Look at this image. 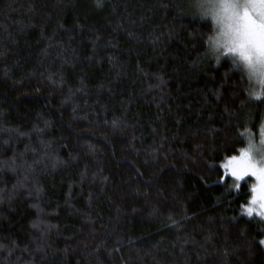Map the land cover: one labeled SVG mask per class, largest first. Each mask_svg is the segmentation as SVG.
<instances>
[{
	"label": "trees",
	"instance_id": "obj_1",
	"mask_svg": "<svg viewBox=\"0 0 264 264\" xmlns=\"http://www.w3.org/2000/svg\"><path fill=\"white\" fill-rule=\"evenodd\" d=\"M192 2L0 0V264H264V95Z\"/></svg>",
	"mask_w": 264,
	"mask_h": 264
},
{
	"label": "snow or ice",
	"instance_id": "obj_2",
	"mask_svg": "<svg viewBox=\"0 0 264 264\" xmlns=\"http://www.w3.org/2000/svg\"><path fill=\"white\" fill-rule=\"evenodd\" d=\"M217 0H206V2H198L194 7L200 10V18H211L217 28V35L209 39L210 50L219 59L223 52L225 57L231 56L232 62L237 67L247 69L250 75H264V45H258L254 42L251 34L243 25L238 13L222 12L215 7ZM238 2V0H237ZM264 3V0H261ZM97 7H102L101 0H97ZM161 82H163L161 78ZM115 124V121L113 122ZM2 128V125H0ZM5 131H11L6 130ZM8 143V141H4ZM240 149L239 155H232L223 162L220 167L224 170V174L220 178L221 183H225L228 178L234 181L233 188L239 192L242 188V182L246 178H255L256 183L251 186V197L248 201L250 206L246 207V214L251 217L254 213L264 219V159L257 160L251 150ZM83 178V177H82ZM37 189V193H39ZM38 208V205H32ZM259 209L256 212V209ZM176 221H173L175 224ZM33 228L39 227V222L33 223ZM264 244V240L260 241ZM16 245L0 244V251H7L9 257L14 254Z\"/></svg>",
	"mask_w": 264,
	"mask_h": 264
},
{
	"label": "clouds",
	"instance_id": "obj_3",
	"mask_svg": "<svg viewBox=\"0 0 264 264\" xmlns=\"http://www.w3.org/2000/svg\"><path fill=\"white\" fill-rule=\"evenodd\" d=\"M215 7L222 12L238 13L254 42L264 45V3L261 0H217Z\"/></svg>",
	"mask_w": 264,
	"mask_h": 264
},
{
	"label": "rangeland",
	"instance_id": "obj_4",
	"mask_svg": "<svg viewBox=\"0 0 264 264\" xmlns=\"http://www.w3.org/2000/svg\"><path fill=\"white\" fill-rule=\"evenodd\" d=\"M197 2H198V0H194V2L191 3L190 9H192V11H194L200 15V10L198 8L194 7V5ZM199 2H206V0H199ZM208 18L211 19L210 17H208ZM216 35H217V28H216L215 36ZM209 53L212 56H216L210 50V47H209ZM221 54H223V52ZM245 71L247 72L248 76L250 77V80L252 81V90H251L252 96L254 98H261L264 95V75H261V74L250 75L249 72L247 71V69H245ZM246 135H247V144L243 149L248 150L249 146L251 144V146H252L251 150L253 151L255 158L257 160L264 159V120H263V123H262L261 127L259 128L258 132L253 131V130H248V131H246ZM255 183H256V180L254 178V184ZM247 206H250V205L248 204ZM258 211H259V209L257 207L256 212H258ZM263 246H264V244H263Z\"/></svg>",
	"mask_w": 264,
	"mask_h": 264
}]
</instances>
